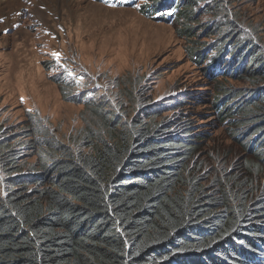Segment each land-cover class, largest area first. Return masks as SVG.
Masks as SVG:
<instances>
[{
  "label": "trees",
  "instance_id": "trees-1",
  "mask_svg": "<svg viewBox=\"0 0 264 264\" xmlns=\"http://www.w3.org/2000/svg\"><path fill=\"white\" fill-rule=\"evenodd\" d=\"M219 7L218 0H146L142 12L184 30L199 15L210 16L219 42L206 57L193 53L194 60L206 64L210 78L253 86L231 89L232 99L218 97L215 107L232 136L264 162V127L250 125L264 121V50L235 29V17L215 13ZM53 78L66 96L83 100L84 94L73 95L78 84L66 70ZM182 102L143 106L149 123L125 125L117 137L105 138L97 128L100 143L78 153L43 140L32 121L24 128L29 142L16 144L26 151L0 139V264H264V189L250 178L258 164H246L240 176L216 175L205 189L194 174L197 161L189 167L201 134L173 122L181 134L172 136L173 128L154 122ZM83 104L103 102L93 92ZM225 110L230 115L223 117ZM103 121L111 134L123 127L112 111ZM25 152L37 158L22 173Z\"/></svg>",
  "mask_w": 264,
  "mask_h": 264
},
{
  "label": "rangeland",
  "instance_id": "rangeland-1",
  "mask_svg": "<svg viewBox=\"0 0 264 264\" xmlns=\"http://www.w3.org/2000/svg\"><path fill=\"white\" fill-rule=\"evenodd\" d=\"M29 1L0 0V139L9 137L7 144L26 151L16 144L29 142L23 137L28 134L24 128L32 121L43 140L78 153L90 142L100 143L97 128L105 132V138L117 137L125 125L149 123L143 106L176 99L183 105L162 112L154 122H162L164 130L176 122L201 134L199 151L189 165L195 168L197 161L199 171L194 174L199 183L208 190L216 175L240 176L246 164L250 167L254 162L258 168L251 169L250 178L264 189V162L232 136L215 107L218 97L227 98L225 102L232 99L228 95L231 89L238 92L253 86L246 79L210 78L206 64H197L193 57L196 51L201 57L208 56L219 42L208 23L210 16L199 15L193 28L184 30L176 21L163 22L143 14L146 0L130 6L105 0ZM218 2L223 7L214 12H225L231 21L235 17V29L244 30V37L264 50V0ZM63 66L84 75L76 79L73 95L93 91L103 104H83V100L66 96L53 78ZM102 111L115 112L123 127L109 133L103 121L107 114ZM229 115L230 110L222 113L223 117ZM262 121L250 125L257 131L264 127ZM170 132L172 136L181 134L176 133L177 127ZM32 154L19 157L22 173L36 162L37 155Z\"/></svg>",
  "mask_w": 264,
  "mask_h": 264
},
{
  "label": "snow or ice",
  "instance_id": "snow-or-ice-1",
  "mask_svg": "<svg viewBox=\"0 0 264 264\" xmlns=\"http://www.w3.org/2000/svg\"><path fill=\"white\" fill-rule=\"evenodd\" d=\"M133 2H135V0H133ZM136 6H137V7H140V4H136ZM157 14L159 15V14H161V13L157 12ZM166 14L171 15L172 13H171V11H169V12H167ZM54 55H56L57 57H59V53H55ZM69 75H71V73H69ZM81 79H83V78L81 77Z\"/></svg>",
  "mask_w": 264,
  "mask_h": 264
},
{
  "label": "bare ground",
  "instance_id": "bare-ground-1",
  "mask_svg": "<svg viewBox=\"0 0 264 264\" xmlns=\"http://www.w3.org/2000/svg\"><path fill=\"white\" fill-rule=\"evenodd\" d=\"M2 1H8V0H2ZM14 1V0H13ZM17 1V0H16ZM20 1V0H19ZM24 1V0H23ZM29 1V0H28ZM30 2V1H29ZM33 2V1H32ZM12 3V2H11ZM15 3V2H14ZM5 4V3H4ZM12 18H13V16H12Z\"/></svg>",
  "mask_w": 264,
  "mask_h": 264
}]
</instances>
